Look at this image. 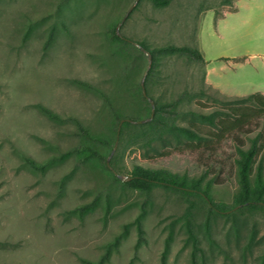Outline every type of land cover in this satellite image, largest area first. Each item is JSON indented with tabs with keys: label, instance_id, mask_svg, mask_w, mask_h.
<instances>
[{
	"label": "rangeland",
	"instance_id": "374dc122",
	"mask_svg": "<svg viewBox=\"0 0 264 264\" xmlns=\"http://www.w3.org/2000/svg\"><path fill=\"white\" fill-rule=\"evenodd\" d=\"M168 1L157 7L150 0H0V264L95 261L124 226L105 264H158L169 229L166 264H190L187 197L162 187L143 193L121 186L106 166L108 157L120 175L137 164L201 178L214 200L232 206L239 186L231 137L214 150L190 149L184 136L167 135L151 147L120 137L113 150L117 116L151 108L140 86L150 65L139 41L150 48L193 46L203 55L202 63L165 56L147 82L155 99L183 97L180 125L206 127L200 115L224 118L236 97L264 94V0ZM118 24L132 42L112 36ZM39 106L64 120L49 118ZM71 118L103 139L93 158L81 161L71 152L81 140ZM258 132L264 133V117L239 136L247 146ZM23 156L45 170H32ZM197 203L195 229L210 264H264V210L216 215L209 242L207 208ZM142 211L145 241L135 250L134 219Z\"/></svg>",
	"mask_w": 264,
	"mask_h": 264
},
{
	"label": "trees",
	"instance_id": "16d2710c",
	"mask_svg": "<svg viewBox=\"0 0 264 264\" xmlns=\"http://www.w3.org/2000/svg\"><path fill=\"white\" fill-rule=\"evenodd\" d=\"M153 5L162 7L168 4V0H150ZM225 4H231V0H224ZM112 36L124 43L122 37L115 33V27L111 29ZM52 37V31L48 36V41ZM139 44L145 48L151 57L150 68L144 79V87L147 95L154 102V112L152 117L142 123H130L124 121L120 125L118 139L121 137L128 143L139 147H151L155 142L164 139L167 135L184 136L191 140L186 146L190 149H199L201 147H209L215 149L214 144L219 143L225 137H231L235 142V150L237 157L235 158V174L238 181V191L234 194L232 206H227L224 202L216 201L212 195V187L209 183L203 184L201 178L188 177L185 174L171 172L164 168H149L134 164L130 170V175L126 181H121L118 177L113 176L121 186L133 190H139L143 193H149L156 187H162L179 192L186 196L187 204L183 214V228L185 233V242L189 246L190 264H210L208 262L204 248L199 242V238L195 229V216L197 213V202L200 201L206 205L207 212L203 221V229L205 236L209 242H213L211 220L219 214H225L231 210H264V133L258 132L249 138V144L239 134H250L254 131L256 122L264 117V95L261 93H251L246 96L236 97V103L225 107L227 116L224 118L214 119L212 115H200L202 119L209 124L206 127L201 125H180L177 122L179 116V106L183 97L178 95L170 100H158L149 95L147 91V82L153 72L158 69L160 61L165 56H185L198 62H204L202 53L197 47L188 45L165 44L156 47H148L144 42ZM226 59V58H223ZM83 86L93 88L102 97L106 94L99 89L92 87L89 83L77 81ZM145 100V99H144ZM146 101V100H145ZM40 110L49 118L57 121L64 120L61 116L52 112L43 106H39ZM151 108L144 115L136 116H117L115 137L119 120L121 118H131L141 120L148 118ZM71 121L77 128V134L80 136V143L72 149L73 155L81 161L93 158L97 151L95 145L98 142H104L101 137L95 135L91 130L79 122L77 119L71 118ZM202 137H209L207 143L196 145L192 142L200 140ZM23 162L32 170L44 171L46 165L37 163L27 156H23ZM113 164V162H112ZM112 166V165H111ZM115 170L116 167L112 166ZM116 171V172H117ZM126 176V175H122ZM193 197L194 199H189ZM144 212H140L134 219L137 238L135 250L145 241L144 228L142 219ZM126 232L124 226L123 232L115 236L114 239L104 246V250L99 258L95 261L82 259L84 264H105L109 261L112 251L116 250L120 244L122 235ZM172 240V230L169 229L164 239L163 248L160 254L158 264H166L167 254Z\"/></svg>",
	"mask_w": 264,
	"mask_h": 264
},
{
	"label": "water",
	"instance_id": "95a60500",
	"mask_svg": "<svg viewBox=\"0 0 264 264\" xmlns=\"http://www.w3.org/2000/svg\"><path fill=\"white\" fill-rule=\"evenodd\" d=\"M115 33H116L119 37H122L123 39L132 42L130 39L125 38V37H123V36L121 35V33H120V31H119V24L115 26ZM135 45H136L141 51H143V52L147 55V58H148V66H149V65H150V60H151V57H150L149 52H148L145 48H143L139 43H136ZM140 86H141V90H142V95H143V96L149 101V103H150V106H151L150 115H149L148 118L141 119V120H134V119H131V118H126V117L121 118V119L119 120V125H118V127H117L116 139H115V142H114L113 150H114V148L116 147V144H117V142H118V135H119L120 125H121L122 122L127 121V122H130V123H142V122H146V121H148V120L152 117V115H153V112H154V102H153V100H152V99L147 95V93H146V90H145V87H144V76L142 77V79H141V81H140ZM109 156H110V155H109ZM109 158H110V157H108V158L106 159V166H107V168H108V169H109V170H110V171H111L116 177H118L121 181H126V180H128V179H129L128 176H122V175H120L118 172H116V170H115V169L111 166V164L109 163Z\"/></svg>",
	"mask_w": 264,
	"mask_h": 264
},
{
	"label": "crops",
	"instance_id": "0c3cea01",
	"mask_svg": "<svg viewBox=\"0 0 264 264\" xmlns=\"http://www.w3.org/2000/svg\"><path fill=\"white\" fill-rule=\"evenodd\" d=\"M207 77H208V71H207V68H206V74H205V80L207 81ZM208 83V82H207ZM213 86V85H212ZM256 93H261V92H256ZM263 94V93H261ZM264 95V94H263Z\"/></svg>",
	"mask_w": 264,
	"mask_h": 264
}]
</instances>
